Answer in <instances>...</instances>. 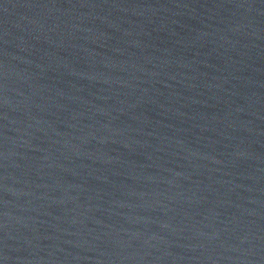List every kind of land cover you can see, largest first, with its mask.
Segmentation results:
<instances>
[{"label":"water","instance_id":"1","mask_svg":"<svg viewBox=\"0 0 264 264\" xmlns=\"http://www.w3.org/2000/svg\"><path fill=\"white\" fill-rule=\"evenodd\" d=\"M0 264H264V0H0Z\"/></svg>","mask_w":264,"mask_h":264}]
</instances>
